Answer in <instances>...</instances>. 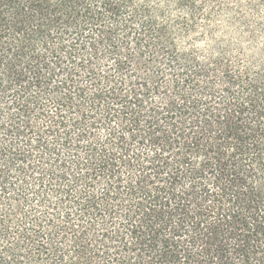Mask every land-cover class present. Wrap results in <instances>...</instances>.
<instances>
[{
	"label": "trees",
	"instance_id": "obj_1",
	"mask_svg": "<svg viewBox=\"0 0 264 264\" xmlns=\"http://www.w3.org/2000/svg\"><path fill=\"white\" fill-rule=\"evenodd\" d=\"M0 264H264V0H0Z\"/></svg>",
	"mask_w": 264,
	"mask_h": 264
},
{
	"label": "snow or ice",
	"instance_id": "obj_2",
	"mask_svg": "<svg viewBox=\"0 0 264 264\" xmlns=\"http://www.w3.org/2000/svg\"><path fill=\"white\" fill-rule=\"evenodd\" d=\"M236 2H238V3H239V2H243V0H236ZM253 2H255V0H253Z\"/></svg>",
	"mask_w": 264,
	"mask_h": 264
}]
</instances>
